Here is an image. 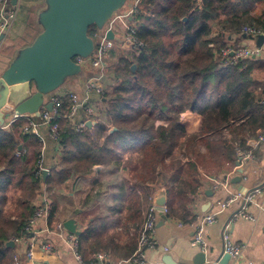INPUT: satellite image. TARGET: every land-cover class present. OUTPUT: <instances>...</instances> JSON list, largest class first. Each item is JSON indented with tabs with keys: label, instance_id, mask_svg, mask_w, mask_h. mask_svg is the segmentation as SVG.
I'll return each mask as SVG.
<instances>
[{
	"label": "trees",
	"instance_id": "16d2710c",
	"mask_svg": "<svg viewBox=\"0 0 264 264\" xmlns=\"http://www.w3.org/2000/svg\"><path fill=\"white\" fill-rule=\"evenodd\" d=\"M259 1L142 0L143 51L120 54L105 84L107 90L97 102L103 117L94 129L76 131L68 123L70 103L63 102L61 117L52 121L60 126L56 139L62 159L46 179L40 174L43 142L36 134L24 132L28 120L0 128V264H13L14 248L7 244L25 234L43 185L50 192L71 179L75 185L95 172L97 165L128 172L118 187L117 200L126 204L130 220L139 219L145 201L163 181L167 215L181 210L185 217L190 215L185 206L174 203L173 192L185 195L181 188L196 190L199 166L219 171L229 163L237 164L238 146L248 148L247 139L264 130V92H258L256 61L249 58L232 64L221 54L229 36L240 33L244 25L264 30V14L253 13ZM38 25L30 17L22 39L25 46L35 40L37 35L27 42ZM96 29L92 25L89 34ZM194 114L201 117L199 128L193 124ZM110 125L117 130L110 132ZM227 131L231 138L226 137ZM201 145L206 147L204 152ZM100 186L96 181L87 201L102 195V190L95 192ZM58 209L54 198L51 219ZM111 226L110 217L96 213L84 222L79 239L85 257L101 250L120 258L135 252L138 235L126 244L115 243L108 232Z\"/></svg>",
	"mask_w": 264,
	"mask_h": 264
},
{
	"label": "crops",
	"instance_id": "0c3cea01",
	"mask_svg": "<svg viewBox=\"0 0 264 264\" xmlns=\"http://www.w3.org/2000/svg\"><path fill=\"white\" fill-rule=\"evenodd\" d=\"M46 6V0H19L18 17L11 31L6 33L3 37H1V35L4 33H0V78L17 56L19 50L25 46V44L22 43V39L29 29L30 17H34L35 21L42 27L39 21V15ZM23 9H25L27 14L24 21L25 23L20 29H17L19 15ZM253 13H255L256 16L264 14V0L257 3ZM33 33V37L31 35V37L27 38V42L34 39V36H38L37 29L34 30ZM261 35L264 36V34L249 35L240 32L228 38V45L231 44L235 46L239 44L263 47V51L260 55L252 57L257 63L255 72L257 80L260 82L258 92H264V38L260 37ZM12 38L16 39L13 40L16 43L8 44L11 43L10 40ZM120 51L126 52L128 50ZM109 68L103 79L105 90H107L105 84L107 83ZM82 72L84 73L82 78L73 79L69 87H61L52 92L50 96H48V101H51L52 95L65 92H74L80 98H85V81L92 72L88 69H83ZM100 97L101 96L97 94H93L90 97L89 104L96 106L100 110L97 103ZM262 97L264 100V94ZM11 116V114L8 115L4 110H0V128H9L11 125L9 124ZM76 121L78 123L87 121L84 107H80ZM200 123L201 117L194 114L193 124L195 127L199 128ZM95 126L93 125L91 127L94 129ZM91 127L89 128L91 129ZM110 128V132H113L116 127L111 125ZM259 131L261 130H258L257 133ZM40 132L44 137V142L42 141V152H44L43 167L49 170L50 175L51 169L62 159V149L58 140L51 136L48 124H41ZM257 133L255 136H257ZM231 136L232 135L229 133L227 138H231ZM255 136H251L247 139L248 147L251 145L253 137ZM201 150L204 152L206 147L202 145ZM255 151L256 159L251 160L243 167H237L238 161L235 165L229 163L227 167L219 171L216 169L205 171L199 166V173L197 175L199 184L197 189L190 190L181 188L183 193L186 191V193H184L185 195H178L176 192H173L175 199L174 203L176 205L185 206V209L188 210L190 215L185 217L183 210L172 216H168L167 214L161 215L154 233V238L159 244L156 248H146L145 250L148 262L152 264H214V261L220 258L222 262L226 254L224 253L222 231L227 227L232 240L243 245V252L238 258H232L230 256L226 264H264V192L258 193L254 199L248 203V211L256 218L255 220L241 217L236 219L234 217L235 213L244 204L243 198L224 206L231 193L242 192L246 194L264 184V143L259 144ZM94 169L95 172L82 176L75 185L71 179L57 186L52 192L47 190L46 185H43V190L35 200V205L46 196L51 200V204L53 199L56 198L58 200L59 209L53 219H51V216L39 219L35 224L34 233L29 235V237H35L37 240L36 254L33 259H28L27 257L28 242H15L14 256H18L23 264H81L75 257L68 241L67 235L70 231L67 230L66 227L65 230L62 231L58 229V223H64L66 220L75 216L78 217V228L80 229L84 222L95 213L100 214L103 218L110 217V219H112V226L109 228L108 232L109 236H113L112 242L126 244L135 236L137 239L139 230L144 222L145 212L154 198L158 185L152 192V195L145 201L139 219L130 220V211L126 204L123 205L117 200L118 187L122 179L128 176V172L122 167H107L105 165H97ZM40 174H43V171ZM228 176L229 185L227 188L214 187L212 179L225 180ZM239 176L241 177L240 182H233V180ZM169 179L170 177L167 178V180ZM96 181H99L101 186L100 188L97 187L95 192H97V190H102V195L97 197L92 196L87 201V198L91 196ZM164 182L166 181H163L159 186L165 187L166 184ZM212 213L216 214L217 220L215 223L206 227L205 239L208 243V247L206 250H202L201 247L195 243L194 228L191 223L198 216ZM45 242H50L52 244V250L50 252L42 249L41 246ZM202 251L206 253V257L201 255ZM100 252L107 254V264H120L123 260L131 257L135 253L124 258L117 257L114 252H107L105 250L90 253L88 257L83 255L85 259L90 261L95 254Z\"/></svg>",
	"mask_w": 264,
	"mask_h": 264
},
{
	"label": "built area",
	"instance_id": "2783aa9c",
	"mask_svg": "<svg viewBox=\"0 0 264 264\" xmlns=\"http://www.w3.org/2000/svg\"><path fill=\"white\" fill-rule=\"evenodd\" d=\"M141 1L142 0H127L124 7L116 11L102 28L97 27V29L91 35L95 41V47L92 54H90L88 57L78 55L74 58V60L79 63L83 69H88L92 72V74H90L85 81V98H80L74 92H65L58 95H52V110L44 106L39 110V115L29 112H12L9 124H12L19 119H27L28 124L24 128V132L27 134H36L43 142L44 137L40 132V125L48 124L50 127L51 136L57 138L59 135L60 126L58 122L52 121L54 118L61 117L60 109L63 102L67 100L70 103L68 123L71 124L76 131L87 129V123L89 121L92 122V126L97 125V123L102 120L101 112L96 106L89 104V100L93 94L102 96L106 92L103 85V79L109 67V59L112 58L114 52L117 49L129 51L132 50L133 53L139 55L146 45L145 40L139 35V14L142 10ZM18 12L19 0H17L16 3H14L13 0H0V33L6 34L11 31L15 21L17 20ZM111 31L114 33L112 38H110L108 35ZM241 32L249 35L264 34V31L261 28L251 24L244 25L241 29ZM262 51L263 47L261 46L239 45L235 47L230 44L221 50V54L226 58V62L235 64L239 60L257 57L262 53ZM232 52H234V54H232ZM80 107H84L85 113L87 115V121L78 123L76 121V117ZM91 129H93V127H91ZM262 143H264V130L259 131L257 136L253 137V141L248 148H241L238 146L237 167H243L251 160H255V149L259 144ZM43 154L44 152H42L40 158V173L45 169L43 167ZM212 180L214 182L215 188H227L229 185V176L225 180H219L216 178ZM260 192H264V184L249 191L246 194H243L242 192L231 193L224 206L229 205L240 198H243L244 204L235 213L234 217L236 219L241 217L255 220L256 218L248 211V203L252 201L254 197ZM42 201L36 203V211L24 228L25 234L14 238L15 242H28V259L34 258L37 249L36 238L29 237V235L34 233L35 224L39 219L48 218L50 216L52 206L51 200L45 196ZM168 212V204L160 207L155 205L153 200L151 201L145 212V218L142 227L139 230L138 248L131 257L123 260L120 264H152L148 262L145 250L146 248H156L158 246L159 242L154 238L156 226L161 215H166ZM216 220V214L212 213L206 214L204 216H198L191 223L194 228L195 243H197L202 250H206L208 247V243L205 239V229L208 225L215 223ZM58 229L60 231L65 230V225L63 222L58 223ZM67 238L75 257L81 264H107L108 256L106 253H97L89 261L85 259L81 251V242L79 236L70 232L67 235ZM222 239L224 243V253L229 254L232 258H238L242 254L243 245L232 240L231 234L229 233L227 227H225L222 231ZM41 247L45 251L50 252L52 250V244L50 242L43 243ZM13 264H23V262L18 256H14ZM214 264H221V258L215 260Z\"/></svg>",
	"mask_w": 264,
	"mask_h": 264
},
{
	"label": "water",
	"instance_id": "95a60500",
	"mask_svg": "<svg viewBox=\"0 0 264 264\" xmlns=\"http://www.w3.org/2000/svg\"><path fill=\"white\" fill-rule=\"evenodd\" d=\"M16 1L13 0L14 3ZM126 1L46 0L47 6L39 15L42 31L30 45L19 50L0 78V110L8 115L12 112L39 115L44 106L52 110L49 94L60 88L68 77L83 71L74 58L78 55L88 57L94 50L95 41L89 34L90 27L102 28ZM108 35L112 38L114 33L111 31ZM260 37L264 38L263 35ZM136 67L134 64L133 70ZM87 126L91 127L92 122L89 121ZM48 175L49 170L44 169V179ZM240 180L239 176L233 182ZM153 202L160 207L168 204L166 187H157ZM64 225L70 232L78 236L82 234L77 217L66 220ZM7 245L14 248L16 243L11 240ZM201 255L206 257L203 251ZM229 257L225 254L221 264H226Z\"/></svg>",
	"mask_w": 264,
	"mask_h": 264
},
{
	"label": "rangeland",
	"instance_id": "374dc122",
	"mask_svg": "<svg viewBox=\"0 0 264 264\" xmlns=\"http://www.w3.org/2000/svg\"><path fill=\"white\" fill-rule=\"evenodd\" d=\"M26 11H25V9H23L22 11H21V13H20V15H19V22H18V24H17V29L19 28H21L22 27V25L25 23L24 21H25V18H26ZM42 30V27H40V25H38L37 26V31H41ZM35 33V32H34ZM34 33L32 34V37H33V35H34ZM13 40H16L15 38H12L11 40H10V42L11 43H8V44H15L16 42L15 41H13ZM29 41V40H28ZM18 44H21V43H18ZM117 50H119V49H117ZM129 51V50H128ZM130 53H132L133 51L131 50V51H129ZM218 52H219V49H217V54H218ZM123 53V51H117V52H115V55H113L112 56V58L111 59H109V66H110V68H109V75H108V78H107V82H109L110 81V76H111V70L112 69H114L115 68V66H116V64H117V62H118V58H119V56H120V54H122ZM137 55V54H136ZM140 55V54H139ZM84 76V73L83 72H81L80 74H78V75H73V76H70V77H68L67 78V80H66V82L61 86L62 88H67V87H69V84L71 83V82H73V79H79V78H82ZM60 87V88H61ZM101 117H103V115L101 114ZM111 126V125H110ZM110 130L109 131H111V128H109ZM228 132H225V135H226V137H228ZM201 147H202V145H201ZM200 147V148H201ZM188 160V158H186L185 159V161H187Z\"/></svg>",
	"mask_w": 264,
	"mask_h": 264
}]
</instances>
